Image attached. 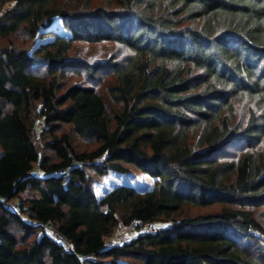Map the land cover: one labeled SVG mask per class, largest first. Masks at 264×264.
Here are the masks:
<instances>
[{
	"label": "trees",
	"instance_id": "obj_1",
	"mask_svg": "<svg viewBox=\"0 0 264 264\" xmlns=\"http://www.w3.org/2000/svg\"><path fill=\"white\" fill-rule=\"evenodd\" d=\"M78 1L0 0V264H264V0ZM131 171L152 189L97 197Z\"/></svg>",
	"mask_w": 264,
	"mask_h": 264
},
{
	"label": "rangeland",
	"instance_id": "obj_2",
	"mask_svg": "<svg viewBox=\"0 0 264 264\" xmlns=\"http://www.w3.org/2000/svg\"><path fill=\"white\" fill-rule=\"evenodd\" d=\"M112 2V3H110ZM116 0H93L91 2L90 7L86 5L85 0H79L77 3V8L83 7L85 10L97 8V7H103L109 10L116 9ZM61 20H55L51 26V30H55L58 32V34H64V30L61 28ZM21 37L17 39V43L20 47H26L31 45L30 40H26L22 42ZM24 40V38L22 37ZM131 52L124 46L121 45H115L112 43H100V44H90L86 42H78L73 45L72 51H71V57L78 60L87 61L89 63H97V62H104L111 58H113L116 61L124 60L127 58ZM75 82L83 81L85 84H87L88 79L85 74H82L81 77L73 78L71 79ZM73 81V82H74ZM110 82H107L109 84ZM104 86L103 89L106 87ZM38 126V123H37ZM39 128V126H38ZM41 128V127H40ZM40 133L36 132V140L39 139ZM73 142L76 148L78 150L83 151L89 148H95V144L89 140L83 139L81 137H78L76 135H73ZM259 146V145H258ZM245 147V146H244ZM243 147V148H244ZM242 148V150H243ZM259 148L264 149V142L259 146ZM238 152V151H237ZM155 179L152 178L148 174L143 173H136L135 171H131L128 174L124 173H116V172H109L107 175H104L100 178H97L93 182V188L94 191L99 199L103 198L105 195H107L110 191H112L114 188L119 186H131L134 187L136 190L140 192H146L152 189L154 185ZM15 206V204L13 205ZM210 210H202V209H191L188 211V213L191 215L199 214V213H206ZM160 226L157 224L154 225H146L143 227L132 225L130 227H120L118 228L113 236L108 239L107 242H112L113 244H124L126 242L131 241L134 237L140 234H146V233H152ZM47 231L52 233L54 237V231L47 227Z\"/></svg>",
	"mask_w": 264,
	"mask_h": 264
},
{
	"label": "built area",
	"instance_id": "obj_3",
	"mask_svg": "<svg viewBox=\"0 0 264 264\" xmlns=\"http://www.w3.org/2000/svg\"><path fill=\"white\" fill-rule=\"evenodd\" d=\"M14 208L16 209V210H18V207L15 205L14 206ZM56 237H57V240L58 241H60V242H62V243H65L66 242V239L64 238V236H62L61 234H56L55 235ZM115 244H113L112 242H107V246L108 247H112V246H114Z\"/></svg>",
	"mask_w": 264,
	"mask_h": 264
}]
</instances>
